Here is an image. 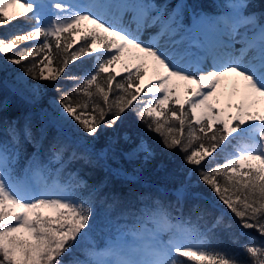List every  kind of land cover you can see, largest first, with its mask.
I'll return each instance as SVG.
<instances>
[{"label": "snow or ice", "instance_id": "obj_1", "mask_svg": "<svg viewBox=\"0 0 264 264\" xmlns=\"http://www.w3.org/2000/svg\"><path fill=\"white\" fill-rule=\"evenodd\" d=\"M16 20L28 27L0 36V65L19 67L14 84L29 104H42L46 85L58 99L22 121L0 106V264H264V4L228 0L209 14L186 0L171 10L148 0H0V28ZM94 54L90 70L71 72ZM129 113L190 166L175 202L136 187L155 152L121 130ZM26 145L35 151L18 172ZM74 162L105 175L89 183L69 170ZM200 184L235 225L201 207ZM237 226L260 238L243 256L213 244Z\"/></svg>", "mask_w": 264, "mask_h": 264}, {"label": "trees", "instance_id": "obj_2", "mask_svg": "<svg viewBox=\"0 0 264 264\" xmlns=\"http://www.w3.org/2000/svg\"><path fill=\"white\" fill-rule=\"evenodd\" d=\"M148 2L153 3L156 6L165 7L171 10L173 6L180 3V0H148ZM189 5L195 4L200 7L202 10L209 14H219V5L225 4L228 0H186ZM256 7L259 8L264 4V0H255ZM191 10L189 9L188 13L185 15L184 22L186 25H189L188 20L190 19ZM28 25L23 20L13 21L12 24L7 27L0 28V36H11L23 29H26ZM28 45H23L25 47ZM96 61V55L85 56L81 60L70 65L71 72L76 75H82L90 70ZM18 71L19 67L14 65ZM119 79V78H118ZM29 83H36V81L28 80ZM65 87H71V83L64 82ZM47 93L44 97V100L40 106H33L29 104L24 96H21L15 93L9 86L3 81V77L0 73V106L3 107V116L6 119L17 118L21 121L29 113H36L39 107H44L52 112V108L49 106V102L54 99H58V94L54 92L51 86H47ZM122 131H128L129 134L136 140L143 139L148 145L151 146L155 152V157L150 159L146 163H143L142 168L140 169V184L137 185L138 189L145 193H150L154 195V198L162 199L165 202H175L176 197L174 195L173 189L177 184L184 179V173L181 171V168H184L187 171L190 166L182 165L181 157L182 153L178 150L169 152L161 144L160 137L151 131H148L146 127L139 123L134 115L131 113L125 118L123 124L121 125ZM56 134V129L53 127L50 130V135L54 136ZM4 135L0 132V139H4ZM236 141H233L235 144ZM104 144V139L102 138L98 143L97 147H102ZM124 148L131 147L128 144L121 145ZM26 151L21 155L20 160L18 161V172L20 168H24L27 159L35 151L31 145L25 146ZM232 153V148H225L217 157L219 161H223L224 158ZM161 163L164 164V167H160ZM126 167H130L125 162ZM83 169L80 175L88 179L89 183H94L104 177V173L100 171H90L82 162H74L69 165V170ZM193 184L197 183V176L195 171L192 174ZM114 189L120 190L124 187L120 181L114 180L111 185ZM198 191L202 192L206 197L205 200L199 201L201 207L208 208L213 215L218 214L219 211L223 210L227 213V219H230L234 225L236 224L235 217L232 216L223 206L216 203H210L208 200L214 201L215 198L212 196L209 189L203 184L199 185ZM191 201L185 202V207L190 206ZM105 208L103 206L97 205L95 209L96 215L99 217L103 215ZM246 232V235H241V232ZM256 237V242H259L260 238L254 230H242L238 226L234 227L231 234L218 233V240H214L213 244L216 246L227 247L229 250L239 253L241 256L244 255L242 250V245L250 241V237ZM95 238V237H94ZM235 241V242H233ZM87 246L86 242L81 247ZM79 255V252H77Z\"/></svg>", "mask_w": 264, "mask_h": 264}, {"label": "rangeland", "instance_id": "obj_3", "mask_svg": "<svg viewBox=\"0 0 264 264\" xmlns=\"http://www.w3.org/2000/svg\"><path fill=\"white\" fill-rule=\"evenodd\" d=\"M78 2H81V3H86L88 2V0H78ZM129 14V19H130V22H131V13H128ZM49 19H51V16L49 15ZM151 29V28H149ZM157 29L154 31L156 33ZM154 33V34H155ZM3 58L0 57V60H2ZM0 68H3L4 70H0V73H1V76L3 77V81L9 86V88H11L15 93L21 95V96H24L25 93H24V90H23V85H15L14 84V76L19 72L17 70V68L14 67V65H6V66H3V65H0ZM29 83V82H28ZM31 84V83H29ZM21 170V168H20Z\"/></svg>", "mask_w": 264, "mask_h": 264}, {"label": "bare ground", "instance_id": "obj_4", "mask_svg": "<svg viewBox=\"0 0 264 264\" xmlns=\"http://www.w3.org/2000/svg\"><path fill=\"white\" fill-rule=\"evenodd\" d=\"M124 20H125V22L126 23H128L129 24V26L132 28V29H134L135 28V24H132L131 22H130V19H129V14L128 13H126L125 14V16H124ZM188 22H189V24H190V19L188 20ZM157 28H151V29H146V30H144V32L142 33V38L143 39H148L149 38V36H151V35H154V31L156 30ZM236 47L237 48H239L240 47V45H236Z\"/></svg>", "mask_w": 264, "mask_h": 264}]
</instances>
